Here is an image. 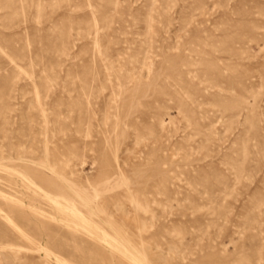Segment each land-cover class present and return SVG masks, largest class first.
Wrapping results in <instances>:
<instances>
[{
  "label": "rangeland",
  "instance_id": "374dc122",
  "mask_svg": "<svg viewBox=\"0 0 264 264\" xmlns=\"http://www.w3.org/2000/svg\"><path fill=\"white\" fill-rule=\"evenodd\" d=\"M0 264H264V0H0Z\"/></svg>",
  "mask_w": 264,
  "mask_h": 264
}]
</instances>
